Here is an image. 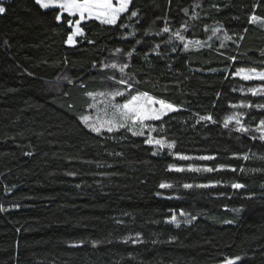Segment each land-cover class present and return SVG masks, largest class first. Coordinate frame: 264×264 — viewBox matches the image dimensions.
I'll list each match as a JSON object with an SVG mask.
<instances>
[{
    "label": "trees",
    "instance_id": "1",
    "mask_svg": "<svg viewBox=\"0 0 264 264\" xmlns=\"http://www.w3.org/2000/svg\"><path fill=\"white\" fill-rule=\"evenodd\" d=\"M197 3L200 8L193 7ZM1 4L6 13L0 15V206L5 209L0 211V264H219L225 256H240L236 264H264V174L168 170L169 164L264 168L258 158L264 156V142L246 139L232 125L223 127V119L237 110L264 115L256 108L230 107L241 101L261 104L264 96L232 91L261 83L232 77L226 59L236 55V67L259 66L264 24H248L247 17L253 11L264 17V0H134L140 10L137 38L143 30L150 35L142 37L146 44L136 45L139 55L127 60L126 71L143 81L138 89L181 108L158 122L163 131L153 134L176 142L171 153L216 157L204 161L179 160L168 152L154 156L143 137L97 136L80 124L79 115L91 111L80 82L103 90L111 70L102 74L92 65L117 59L111 55L116 47L131 50L121 37L132 26L117 30L88 21L86 39L78 37L73 47L65 43L70 29L55 21L52 10L40 9L34 0ZM183 8L189 9L187 16ZM157 17H167L174 31H183L187 21L185 37L212 48L193 45L185 51L180 41L164 43L155 35L164 26ZM204 25H223L229 35L240 32L245 38L221 49ZM157 43L160 56L151 51ZM195 113L212 114L217 123L197 124ZM234 152H249L252 159H233ZM237 180L248 188L232 189ZM216 181L224 183L196 187ZM161 182L174 187L160 189ZM185 183L193 187L185 189ZM250 192L256 193L252 199ZM181 210L191 223L165 222Z\"/></svg>",
    "mask_w": 264,
    "mask_h": 264
},
{
    "label": "snow or ice",
    "instance_id": "2",
    "mask_svg": "<svg viewBox=\"0 0 264 264\" xmlns=\"http://www.w3.org/2000/svg\"><path fill=\"white\" fill-rule=\"evenodd\" d=\"M35 4L43 10H52L54 13L55 21L60 23H66L70 29L69 34L65 43L69 46H76L78 43V37H84L86 39V33L84 31L83 25L88 21L99 22L100 25L120 29H128L132 26L133 30L126 33L121 37L122 40L128 42L131 45V50L126 48L116 47L111 55L114 58L112 62H94L92 67L104 73L106 70H111V74L104 77L105 86L103 90H89V85L84 81L80 82V87L84 90V96L90 101L87 104V108L90 109L87 114H81L78 117L80 124L83 125L88 132L94 133L97 136H101L104 133H130L133 137H143V143L150 147L156 149L152 152V155H158L164 149L172 150L176 147V142L174 140H168L165 138H157L152 135L154 132H162V127H157V123L163 124L165 118H171L170 114L181 111V108L168 101L165 98L158 97L147 90H140L137 88L138 84L143 83L142 80H137L134 75L126 71L130 69V64L127 60L135 58L139 55L136 45L146 44L147 41L142 39L143 36H149V30H143L140 38H137V33L140 29L136 28V25L140 24V10L134 7V0H34ZM171 2V0H169ZM131 6V7H130ZM194 8H200L201 4L197 3L193 6ZM215 7V5H213ZM259 3L253 5V9L258 8ZM182 11L187 16L189 13L188 8H183ZM6 13V8L3 4H0V15ZM193 19H199V15L193 12ZM157 19L164 20V26L155 35L161 37V41L164 43H171L172 40L180 41L183 50L187 51L191 46L195 45L198 48H212V45L207 44V41H202L200 39L189 40L185 37L183 32L189 31V25L187 21L181 24V30H173L170 26V21L167 17H157ZM247 23L255 25L257 23L264 24V17L255 14L253 11L247 17ZM204 32H211L209 40L216 38L220 40L219 47L224 49L227 47L226 42L231 41L232 43H237L239 40H243L245 37L241 35L240 32H234L232 35L228 34V30L223 27L210 28L207 25L203 26ZM241 31L247 33L249 29L247 27H242ZM220 33H223V38L221 39ZM165 34H169V39L165 40ZM88 43L94 44L95 41L87 40ZM161 45L159 43L151 47V51L156 52L157 56L161 53L157 50L160 49ZM175 51V48H173ZM144 58L147 60L148 53H143ZM221 56H224V52H220ZM118 57H125L126 60H120ZM261 60L258 62L259 66H249V67H236V62L238 57L236 55L227 56L226 59L232 62L231 76L238 77L242 81H260L264 82V49L260 50ZM211 71H216V69H211ZM225 79H228L226 76ZM72 83V81H68ZM247 91L253 96H264V83H261L255 87H248L247 89L240 87L239 89L233 88L232 91ZM65 95H68L65 93ZM217 97L221 94L217 93ZM69 108L73 105L69 104ZM215 107V105H213ZM233 109H252L256 108L258 110H264V103L254 104L251 101H241L240 103H234L230 105ZM197 119L196 123L210 122L217 123L212 114L201 115L200 113L194 114ZM249 117L246 121L245 117ZM254 122V126H253ZM233 125L232 131H235L246 139L251 141L264 142V115L259 118L252 116L251 113L245 112H233L232 114L226 116L223 119V127L229 128ZM127 139V136H124ZM239 138V137H238ZM250 151V150H249ZM179 160H215L216 157L212 155H201L197 157H192L180 152L171 153ZM120 155V153H117ZM255 155V154H253ZM233 159L249 161L252 156L249 152H234L232 154ZM259 159H264V156L258 157ZM169 171L175 172H213L228 170L233 173H260L264 174V168L260 169H248L246 165L241 164L239 167L219 164L216 166H196L187 165L179 166L176 164L168 165ZM69 175H74V173H69ZM224 183L223 181H216L211 184H200L196 187H216ZM158 187L160 189H170L174 185L168 182H161ZM183 188H192V184L185 183L182 185ZM230 187L234 190L247 189L248 185L242 183L239 180L230 183ZM261 188L264 189V183L261 184ZM160 196L162 193L157 192ZM221 196L224 193H220ZM256 195L255 192H250L247 196L248 199H252ZM171 199V197H166ZM230 198V197H229ZM2 206H0V211H4ZM241 209H233V211H240ZM180 216L186 215L183 210L179 212ZM166 223L175 224L176 227L180 226V221L177 218V214L173 211L170 219L165 221ZM185 223H191V220L184 221ZM231 223V221H226ZM117 223H121L117 221ZM140 234L137 233V236ZM136 243V240L132 241ZM241 259L240 256L235 257H223L219 264H236L237 261Z\"/></svg>",
    "mask_w": 264,
    "mask_h": 264
},
{
    "label": "rangeland",
    "instance_id": "3",
    "mask_svg": "<svg viewBox=\"0 0 264 264\" xmlns=\"http://www.w3.org/2000/svg\"><path fill=\"white\" fill-rule=\"evenodd\" d=\"M1 2H2V0H0V4H1ZM256 82H258V83H262V82H260V81H256ZM54 84H55V85H59V84H60V81H58L57 83H54ZM236 112H238V110H237ZM232 126H233V125H232ZM152 135H154V134L152 133ZM154 149H155V148H154ZM155 151H156V149H155ZM163 152L171 153L172 150L164 149V150L161 151L160 153H163ZM179 212H180V211L175 212V213L177 214V218H178V220L180 221V224L185 223L184 221H186V220H191V217H190L188 214L185 213L186 215H184V216H180V215H179Z\"/></svg>",
    "mask_w": 264,
    "mask_h": 264
}]
</instances>
